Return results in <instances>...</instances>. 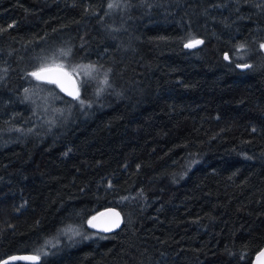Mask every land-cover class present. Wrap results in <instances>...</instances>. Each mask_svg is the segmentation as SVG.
I'll return each instance as SVG.
<instances>
[{"label":"trees","instance_id":"obj_1","mask_svg":"<svg viewBox=\"0 0 264 264\" xmlns=\"http://www.w3.org/2000/svg\"><path fill=\"white\" fill-rule=\"evenodd\" d=\"M190 37L203 43L185 49ZM262 44L264 0H0V260L251 264ZM53 62L99 71L72 75V100L30 75ZM107 207L121 229L89 231Z\"/></svg>","mask_w":264,"mask_h":264},{"label":"snow or ice","instance_id":"obj_2","mask_svg":"<svg viewBox=\"0 0 264 264\" xmlns=\"http://www.w3.org/2000/svg\"><path fill=\"white\" fill-rule=\"evenodd\" d=\"M119 5L115 2H110L108 4V8L112 9L115 7H118ZM13 25H9L8 27H12ZM203 41L199 40V39H195L194 37H190L188 39V42L184 44L185 48H195L196 46L202 44ZM241 48L243 47V45L240 46ZM261 48H264V44L261 45ZM64 55H67V53H63ZM225 59H228V56L225 55ZM243 67H249V65L245 64L243 65ZM99 69L97 68L96 65H79L77 66V68L72 69L70 72L67 71L65 69V65L60 63L57 64L55 62L51 63V64H45L42 65L39 69H37L36 71H33L32 73H30L31 76H33L35 79L37 80H43L46 81L48 83H56L58 85L61 86V90L62 91H67V89H65L63 87V85L61 84V80L65 77H70L72 75L78 74V73H83V75L91 77L93 73L98 72ZM100 84L102 86H106L108 85V79H107V73H104V78L100 81ZM104 90L103 87H100L97 89V95H99L102 91ZM27 91V89L25 90ZM69 95H72L74 98L79 99V92L78 90L75 92H68ZM81 103H83V101H81ZM101 216L106 215L105 213H101ZM112 215L114 217H116V219L111 221V227H118L119 226V213H112ZM97 217H93L91 220L88 221L89 227L92 228H98V227H102L100 224L96 223L95 221H97ZM102 230L104 231H109L110 230V226L105 225L102 227ZM65 235L68 236V239L71 241L73 240V238L75 236H79L80 232L78 230L72 229V228H68L65 230L64 232ZM39 255H34V256H27V257H9L8 260H4L2 262V264H9L10 261H15V260H26V261H37L39 260ZM257 261L258 264H264V252H261L260 255L257 257Z\"/></svg>","mask_w":264,"mask_h":264},{"label":"water","instance_id":"obj_3","mask_svg":"<svg viewBox=\"0 0 264 264\" xmlns=\"http://www.w3.org/2000/svg\"><path fill=\"white\" fill-rule=\"evenodd\" d=\"M187 43V42H186ZM199 46V45H198ZM184 47V45H183ZM197 47V46H196ZM185 48V47H184ZM185 49H192V48H185ZM225 55L227 54H224L223 57L225 59ZM226 60V59H225ZM228 61V59L226 60ZM236 68L240 71H244L246 70L248 67H243V65L241 64H238L236 65ZM33 77V76H32ZM34 78V77H33ZM35 79V78H34ZM36 81L38 82H41V83H46V84H51V85H54L61 94H63L65 97L69 98V99H72V100H75L76 98H74L72 95H69L68 92L71 91V92H75L78 90V87H77V82L75 80V78L73 76H70V77H65L61 80V84L63 85V87L65 89H67V91H62L61 90V86L56 84V83H48L46 81H43V80H37L35 79ZM101 213H105L106 215L104 216H101L100 214ZM112 213H119V226L118 227H111V221L116 219V217H114L112 215ZM93 217H97V221H95L96 223L100 224L102 227L105 226V225H108L110 226V230L109 231H104L102 230V227H98V228H92V227H89V224H88V221L91 220ZM86 223V226L88 228L89 231L91 232H94V233H98V234H102V235H109V234H113L117 231H119L121 229V227L123 226V215L122 213L115 207H107V208H104L102 210H100L99 212H97L96 214H94L90 219H89ZM261 252H264V247L262 249H260L253 257V260L251 262V264H258V261H257V257L260 255ZM13 256H16V257H27V256H34L33 254H13V255H10V256H7L3 259L0 260V264H2V262L4 260H8L9 257H13ZM38 262L37 261H26V260H15V261H10L9 264H36Z\"/></svg>","mask_w":264,"mask_h":264},{"label":"bare ground","instance_id":"obj_4","mask_svg":"<svg viewBox=\"0 0 264 264\" xmlns=\"http://www.w3.org/2000/svg\"><path fill=\"white\" fill-rule=\"evenodd\" d=\"M77 87H78V85H77ZM78 92H79V89H78Z\"/></svg>","mask_w":264,"mask_h":264}]
</instances>
